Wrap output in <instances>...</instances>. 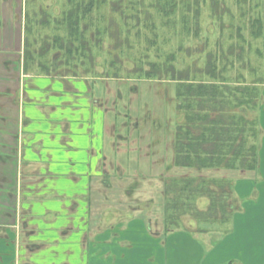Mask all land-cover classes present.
Segmentation results:
<instances>
[{
  "label": "crops",
  "instance_id": "1",
  "mask_svg": "<svg viewBox=\"0 0 264 264\" xmlns=\"http://www.w3.org/2000/svg\"><path fill=\"white\" fill-rule=\"evenodd\" d=\"M25 6L0 0V264H264V85L258 166L228 177L239 206L227 228L178 230L140 256L141 210L124 223L111 200L126 190L109 91H92L102 77L25 70Z\"/></svg>",
  "mask_w": 264,
  "mask_h": 264
},
{
  "label": "rangeland",
  "instance_id": "2",
  "mask_svg": "<svg viewBox=\"0 0 264 264\" xmlns=\"http://www.w3.org/2000/svg\"><path fill=\"white\" fill-rule=\"evenodd\" d=\"M198 1L197 5L193 2L191 7L195 12L187 13L184 11L185 8L180 5L172 16L165 17L162 12L152 8L151 4L156 0H145L147 8L141 11L138 23H135L136 13L133 15V12H137L139 9L136 7L132 10L131 6L132 3L136 4V0H123L122 2L106 0L105 4L101 5L99 13L95 8L86 15L79 30V33L83 34L87 46L92 47L94 66L92 67L87 57L82 58L78 55L77 65L80 73L78 76L103 78V80L93 79L92 91L94 94H99L101 89L109 91L107 99L109 118H114L113 122L117 127V133H122L125 136V140L117 139L121 147L124 148V152L120 156L117 155V158L121 162L122 172L125 173L124 179L120 183L125 185L126 191L123 195L121 190V196L115 195L111 197V200L112 203L125 205L122 209L124 223L134 217V212L129 209L130 206L139 207L138 209L141 210L137 216L146 222L145 231L148 235L145 236L143 233L141 235L140 256H148L150 243H156V239L159 243L160 240L164 242L165 236L175 231L187 230L190 234H199L201 231L213 230L215 233H219V231H224L229 224L197 221L185 210V207L171 211L166 205V198L168 200L170 197V195H166L165 198L166 183H175L174 187L178 190L180 188L179 180L185 176L222 175L230 177L233 171L225 168L197 170L195 167H183L175 164L176 129L180 123L186 121V111L178 109L179 85L176 80H173L172 72L159 65L170 59L166 63V67H171L173 64L177 70L183 72L182 77L196 81L205 80L201 69L207 63L209 52H218L219 45L227 50L232 44H243L241 40L237 39V24L245 21L249 25L248 21L259 17L264 30V0ZM25 2V18L27 12L30 13L28 23L35 32L30 36L31 45H29L32 50L39 53L35 60L59 65V57L55 58V55L58 56L59 48L54 42V38L62 34L56 31L59 27H56V21L63 20L65 11L67 12L71 8V4H74L68 0H25ZM161 2L162 5L170 7L166 0ZM84 3V6H87L88 0H84ZM196 10L199 11L196 12ZM100 14L104 17L101 28L106 30L112 26L111 31H96L95 25H88L91 20H101ZM181 16L188 19V25L181 20ZM196 20L199 22L198 25L195 23ZM40 22H44V24L40 25ZM233 23L236 26L232 27ZM248 29L246 28L242 32L246 37L252 34L250 26ZM114 30L117 31L118 40L109 37L108 32ZM97 32L104 35L95 36ZM98 38L101 41L100 44L97 43ZM35 40H38L36 45H34ZM248 41H252L253 45L249 50L247 44H243L245 45L243 60L246 65L255 68L256 72L252 73L250 67L247 66V69L243 70V74L248 81H253L256 78L261 79L256 82L260 89L264 85V38L248 39ZM116 45L120 47L118 50H114ZM44 46L51 47L46 49ZM257 48H260L262 54H258ZM240 49V46H236V55L240 54ZM43 50H45L46 56L40 58ZM109 50L111 54L113 53L112 57ZM146 50H149L148 58H146ZM114 53L121 56V62L112 63L111 59H114ZM171 55L174 57L171 58ZM63 58H65L64 63L69 61L65 56ZM124 59L128 61L123 62ZM232 60L236 61V66H234L236 70H232V74H235L238 72L237 67H240L242 62L238 61L236 57ZM151 62H154L156 67L159 66L158 70L162 68L158 72L155 70L151 74H147L148 69L152 70ZM88 70H92L93 74L84 75ZM261 82L262 84H260ZM259 93L258 99L254 100L256 104L248 107L249 119H254L257 113L256 105L261 99ZM153 151L155 153L151 154ZM149 152L150 156H148ZM111 167L109 166L108 171ZM112 170L114 171L111 173L120 174L119 166H115ZM135 174L139 175V178L141 177L138 183H136L137 180L129 179ZM132 191L140 194L135 197H127V194H131ZM208 205V197L197 198L196 207L199 211L206 210ZM156 236H161V238ZM156 248L158 249L159 246Z\"/></svg>",
  "mask_w": 264,
  "mask_h": 264
},
{
  "label": "trees",
  "instance_id": "3",
  "mask_svg": "<svg viewBox=\"0 0 264 264\" xmlns=\"http://www.w3.org/2000/svg\"><path fill=\"white\" fill-rule=\"evenodd\" d=\"M119 1L122 2L123 0ZM161 1L156 0V2H152L151 6L162 12L165 17H169L172 16L180 5L185 8L184 11L187 13L195 12L192 11L191 7L193 2L197 5L198 0H166L170 7L162 5ZM68 2L73 3L75 6L71 4V8L67 12L65 11L64 19L56 21V27H59L55 29L62 34L54 38V42L59 48L58 56L55 55V58L59 57V65L35 60L39 53L30 48V36L35 32L29 26L30 13L27 12L24 50V67L26 71L33 69L52 76H78L80 74L77 65L78 55L82 58L87 57L92 67L94 66L92 47L87 46L86 40L83 34L79 33V30L81 22L84 21L86 15L95 8L97 9V13H99L101 5L105 4L106 0H88L87 6H84V0H68ZM145 5V0H136V4L132 3V10L136 9V7L139 9L137 12H133V15L136 13V17H134L135 23H138V16L141 11L147 8ZM198 11L196 10V12ZM99 18L102 21L100 19L91 20V22H88V25H95L96 31H111L112 26H110V29L106 28V30L101 28L104 17L100 14ZM181 20L188 25V19L185 16L184 18L181 16ZM248 22L249 25L245 21L237 24V39L241 40L243 44H247L249 50H251L253 44L248 39L264 38V30L259 17H254L252 21ZM195 23L198 25V20ZM42 24L44 22H40V25ZM231 25L232 27L236 26L234 23ZM249 26L252 34L246 37L242 32L246 28L248 29ZM108 34L110 39H119L116 30L108 32ZM101 35L104 34H100V32L95 34V36L99 37ZM37 41H34V45H36ZM97 43H101L99 38ZM243 44H232L227 50L219 45L218 52H209L207 54V63L201 69L205 80L196 81L182 77L183 72L177 70L173 64L171 67H166V63L170 59L163 61L162 65H159L172 72L173 80H176L179 85L177 93L179 100L178 109L186 111V121L180 123L176 129L174 144L176 165L195 167L197 170L206 168L220 170L225 168L242 171L258 166L260 147L258 116L256 113L254 119H249L248 107L256 104L254 100L258 99V93L261 90V87L259 89L256 82L257 80L259 82L261 79L256 78L253 81H248L247 77L244 76L243 70H246V67L250 66L246 65L243 60L245 49V45ZM95 46L98 47L97 45ZM236 46H240L241 48L239 55L235 54ZM50 47L44 46L46 49ZM119 48L116 45L114 50H118ZM146 52V58H148L149 50H146ZM257 52L258 54L261 53L260 48H257ZM118 53H114V59H111L113 64L122 61L120 53ZM44 54L45 50L42 51L40 58L46 56ZM63 56L68 58L69 61L64 63L65 58ZM173 57L174 55H171V58ZM233 57L242 62L240 67H237L238 72H235V74H232V70H236L234 68L236 61L232 60L234 59ZM127 61L126 59L123 60V62ZM151 65L152 70L145 69L147 70V74H151L155 70L158 72L162 68L158 70L157 67L159 66L156 67L154 62H151ZM137 69L139 70V67ZM250 71L252 73L253 71L256 72L255 68L252 67H250ZM87 74H93V71L88 70L84 75ZM260 100L256 105L257 109L260 107ZM174 184L166 183L164 189L165 198L166 195H170L168 200L166 198V205L171 211L172 209L185 207V210L197 221L229 223L232 215L238 209L239 204L237 198L234 196L233 181L227 176H185L179 180L178 185L180 188L178 190L175 189ZM202 196L208 197L209 205L206 210L199 211L196 207V200ZM173 215H176V213H173Z\"/></svg>",
  "mask_w": 264,
  "mask_h": 264
}]
</instances>
